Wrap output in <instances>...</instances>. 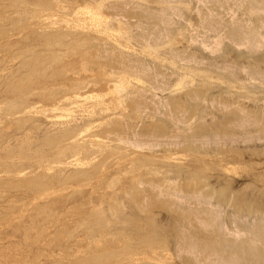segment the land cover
<instances>
[{"label":"rangeland","instance_id":"rangeland-1","mask_svg":"<svg viewBox=\"0 0 264 264\" xmlns=\"http://www.w3.org/2000/svg\"><path fill=\"white\" fill-rule=\"evenodd\" d=\"M254 230L264 0H0V264H220Z\"/></svg>","mask_w":264,"mask_h":264},{"label":"bare ground","instance_id":"bare-ground-1","mask_svg":"<svg viewBox=\"0 0 264 264\" xmlns=\"http://www.w3.org/2000/svg\"><path fill=\"white\" fill-rule=\"evenodd\" d=\"M256 5H257V4H256ZM254 8H255V7H254ZM200 197H201V196H200ZM214 219H215V218H214ZM258 224H260V223H258ZM256 230H257V229H256ZM256 230H254L253 232H255ZM250 231H251V230H250ZM258 231H259V229H258ZM257 233H258V232H255V234H257ZM259 233H260V232H259ZM259 233H258L257 235L253 234V237H254V236H258L257 238H255V239L257 240L258 238H261V236H262L263 239H264V235H263V234L260 235L261 233H260V234H259ZM259 236H260V237H259ZM217 239H218V238H217ZM219 239H220V238H219ZM263 239H260V240H263ZM210 240H211V239H210ZM258 240H259V239H258ZM260 240H259V241H260ZM200 241H201V240H200ZM200 241H199V242H200ZM247 241H249V240H247ZM199 242H198V243H199ZM209 242H210V241H208V244H213V243H214V244H215V245H213L214 247H212V245H210V246L208 245L207 248H205V246H202V247H204L205 249H207V250H206L207 252L210 251V252H211V255L214 254L213 257L216 256L215 261L218 260V257H217V256H219V257H220L219 260H222V261L224 262V264H225L224 259H225V258L232 257L233 255H234V256H233L234 258L232 257V258L234 259V260H232L233 262H231L230 259H232V258H230V259H228V260H229V261H228L229 263L227 262L228 264H233L234 261H235V258H237V259L239 260V262H242V263H243V260H244V258H245L244 256H245V255L249 252V250H250V247H249L250 245L248 246V248H249V250H248V248H247V246H246L247 243L245 244V243L243 242V244H245V245H244V247H241L243 244H242L241 242H239V243H241L242 245L240 244V245H239L240 247H239V246H237V247H233V251H232V248H231L230 251H232V253L230 254V252H229V254L232 255V256L229 255V256L227 257L228 254L226 255V251H225V249L223 248V247L225 246L224 243H222V244H223V245H222V244H216L217 241H216V243H215L214 241H212L213 243H212V242L209 243ZM221 242H222V241H221ZM260 242H261V241H260ZM189 243H190V242H189ZM198 243H197V245H198ZM201 243H202V241H201ZM203 243H204V242H203ZM218 243H219V242H218ZM225 243H226V242H225ZM229 243H230V242H229ZM233 243H235V242H233ZM233 243H232V244H233ZM258 243H259V242H258ZM262 243H264V241H262ZM191 244H192V243H191ZM182 245H183V244H182ZM197 245H196V247H197ZM199 245H201V244H199ZM199 245H198V247H201V246H199ZM203 245H204V244H203ZM217 245H219V246H217ZM230 245H231V243H230ZM237 245H238V244H237ZM194 246H195V245H194ZM194 246H193V247H194ZM216 246L218 247V250H220V248H219L220 246H223V247H221V249H222V250L224 249V251H223V253H222V250H221V254H224V252H225V254H224V255H226L225 258H223V256H222V258H221V256H220V255H221V254H220V251H218V253H219V255H218L217 251H215V250L217 249ZM228 246H229V244H228ZM228 246L226 245V249H228ZM233 246H235V245H233ZM252 246H253V245H252ZM198 247H197V248H198ZM215 247H216V248H215ZM230 247H231V246H229V248H230ZM245 247H246V248H245ZM257 247H258V246H257ZM204 248H203V250H205ZM214 248H215V250H214ZM251 248H253V247H251ZM186 249H188V247H187ZM193 249H194V248H193ZM201 249H202V248H201ZM201 249H200V251H201ZM189 250H190V249H189ZM244 250H246V251L248 250V252H247L245 255H242V256L244 257V258L242 259L241 254H243V253L245 252ZM259 250H260V251H259ZM259 250H256V249H254V251H253L252 249L250 250V251H251L250 254H252V253L254 254V252L257 251L256 254H255L254 256L251 255V257H253V259L250 260V261H251L250 264H264V252H263V250H262L260 247H259ZM261 250H262V251H261ZM190 251H191V250H190ZM206 251H205V252H206ZM227 251H229V250H227ZM242 251H243V252H242ZM205 252H204V254L207 253V252H206V253H205ZM210 252H208V253H210ZM190 253H191V252H190ZM208 253H207L206 255L209 256ZM212 253H213V254H212ZM193 254H194V252H193ZM215 254H217V255H215ZM250 254H247L248 259H250V257H249ZM211 255H210V256H211ZM210 256H209V257H210ZM247 256H246V257H247ZM206 257H207V256H206ZM208 259H210V258H208ZM212 259H213V258H212ZM216 259H217V260H216ZM210 260H211V259H210ZM213 260H214V259H213ZM219 260H218L217 262H219L220 264H221V263L223 264V262H222V261H219ZM241 260H242V261H241ZM246 260H247V259H246ZM214 263H215V262H214ZM227 263H226V264H227ZM242 263H237V261L235 262V264H242ZM246 263H247V261H246ZM246 263H243V264H246ZM248 263H249V262H248ZM215 264H216V263H215Z\"/></svg>","mask_w":264,"mask_h":264}]
</instances>
